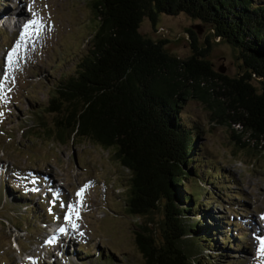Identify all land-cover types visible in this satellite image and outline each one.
<instances>
[{
	"label": "rangeland",
	"instance_id": "1",
	"mask_svg": "<svg viewBox=\"0 0 264 264\" xmlns=\"http://www.w3.org/2000/svg\"><path fill=\"white\" fill-rule=\"evenodd\" d=\"M0 3L20 16V22L21 14H15L18 8L37 21L25 34L24 28L16 31L15 21L0 18V264H146L136 231L140 224L152 221L160 233L163 211L147 218L127 211L130 174L113 149L88 138L61 142L55 137L57 131L53 135L60 117L48 110L53 105L51 93L75 73L76 63L87 53L94 25L91 0ZM189 28L198 31L205 46L208 26L184 13L161 14L156 26L145 18L141 31L154 39H168V50L186 58L192 54ZM22 35L32 36L26 47L22 46L26 39L20 42ZM17 45L16 58L9 65L7 57ZM236 55L216 40L208 58L216 70L224 68L233 76L242 72ZM182 120L199 132V158L194 165L202 176L200 181L187 175L183 186L203 195L197 201L205 204V220L218 228L220 251L201 253L208 258L201 259L202 264H264L259 251L264 239V154L238 145L232 129L214 123L208 106L197 99L183 104ZM85 186L79 203L76 194ZM72 206L75 228L65 218ZM254 219L261 236L250 231ZM49 221L67 222L68 231L57 238L64 248L46 256L42 246L49 244L48 234L56 227ZM226 235L236 240L225 244L222 236Z\"/></svg>",
	"mask_w": 264,
	"mask_h": 264
},
{
	"label": "trees",
	"instance_id": "2",
	"mask_svg": "<svg viewBox=\"0 0 264 264\" xmlns=\"http://www.w3.org/2000/svg\"><path fill=\"white\" fill-rule=\"evenodd\" d=\"M91 3L94 25L87 53L76 63L75 73L51 93L53 105L48 110L60 117L53 135L57 131L61 142L88 138L113 149L130 174L127 211L145 218L163 211L160 233L152 221L136 231L146 264H202L201 259L208 258L201 253L220 251L218 228L205 220V204L197 201L203 195L183 186L187 175L200 181L202 176L194 165L199 132L182 120V107L190 98L203 102L214 123L232 129L238 145L264 154V3ZM181 13L210 31L202 46L198 31L187 30L192 54L186 58L168 50V39H154L141 31L145 18L156 26L159 15ZM216 40L234 50L241 73L232 76L214 68L208 57ZM36 115L45 126L43 117ZM222 237L225 244L236 240L232 235Z\"/></svg>",
	"mask_w": 264,
	"mask_h": 264
},
{
	"label": "bare ground",
	"instance_id": "3",
	"mask_svg": "<svg viewBox=\"0 0 264 264\" xmlns=\"http://www.w3.org/2000/svg\"><path fill=\"white\" fill-rule=\"evenodd\" d=\"M3 2H6V1H3ZM1 4V3H0ZM32 4V3H31ZM2 8H5L6 9V11H5V9H2ZM18 10H19V12H18ZM15 14H21V22H20V16H18V17H16L17 15H14V13H12L11 11H9V9L7 8V7H5V6H1L0 7V18H2V17H5V18H8V19H11L12 21H15V27H16V31H21V29H23L24 28V25L28 22V21H30V20H32L33 18L31 17V16H29V15H27V14H25L22 10H20L19 8L15 11ZM20 25V26H19ZM33 27V26H32ZM31 27V28H32ZM36 28H38V27H36ZM30 35H34V34H32V33H30ZM29 35V37H26V36H24V35H22V37H21V39H20V42H21V40H22V38L23 39H26V41L23 43L22 42V46H24V47H26L27 45H26V42H29V40H31L32 38V36H30ZM34 37V36H33ZM21 44V43H20ZM21 46V45H20ZM51 184V183H50ZM50 187H54V188H56L55 187V185L53 186V184H51L50 185ZM253 223H252V225L250 226V231H252L256 236H261L260 235V233H259V229L257 228V223H256V221H255V219H254V221H252ZM67 225V224H66ZM72 231V230H71ZM71 231L68 233V236H71ZM58 235H60V231H58V232H56L55 234H53V235H51V234H48V239H51V238H53V239H55V237L56 238H58ZM261 238V237H260ZM264 238V237H263ZM254 240H256V241H258L256 238H253ZM42 247H44V249H47L46 250V252H45V254L44 255H46V256H50V255H52L51 253H53L52 251H54V249H55V251L56 250H60L61 251V249L62 248H64V245H63V240H61V239H59V240H57V242L55 243V244H52L51 245V243H49L48 245H44L43 244V246ZM20 248V247H19ZM61 248V249H60ZM55 251H54V253H55ZM47 254H49V255H47ZM22 262H24L25 263V261H22ZM21 262V263H22Z\"/></svg>",
	"mask_w": 264,
	"mask_h": 264
},
{
	"label": "snow or ice",
	"instance_id": "4",
	"mask_svg": "<svg viewBox=\"0 0 264 264\" xmlns=\"http://www.w3.org/2000/svg\"><path fill=\"white\" fill-rule=\"evenodd\" d=\"M37 21L36 20H30L28 21L25 25H24V33L27 34L28 33V30L32 27V25L36 24ZM39 30H37L38 32ZM19 47V45H17L16 48H13L11 50V52L9 53V56L7 57V60L9 62V65L11 64V62L16 58V55H17V48ZM86 190V186L84 188H81L78 192H77V197L80 198L79 200V203H83V195H84V192ZM75 212V206H72L68 212V215L65 217L66 219H71L72 218V215L73 213ZM77 217H78V213H76ZM75 227H78L76 224L73 223V228ZM60 232H64L66 231L65 228H61L59 229ZM49 243H52L54 242L53 240H49L48 241ZM259 251H260V254L262 256H264V239L261 240L260 242V248H259Z\"/></svg>",
	"mask_w": 264,
	"mask_h": 264
},
{
	"label": "water",
	"instance_id": "5",
	"mask_svg": "<svg viewBox=\"0 0 264 264\" xmlns=\"http://www.w3.org/2000/svg\"><path fill=\"white\" fill-rule=\"evenodd\" d=\"M219 70H220V72H222V73L225 72V69H224V68H220Z\"/></svg>",
	"mask_w": 264,
	"mask_h": 264
}]
</instances>
